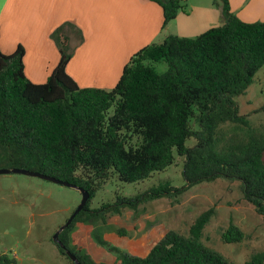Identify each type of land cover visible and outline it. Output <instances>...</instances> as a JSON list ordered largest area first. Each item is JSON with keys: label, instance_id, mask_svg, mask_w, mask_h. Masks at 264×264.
Masks as SVG:
<instances>
[{"label": "trees", "instance_id": "obj_1", "mask_svg": "<svg viewBox=\"0 0 264 264\" xmlns=\"http://www.w3.org/2000/svg\"><path fill=\"white\" fill-rule=\"evenodd\" d=\"M152 1L162 8L163 24L185 9L184 0ZM213 4L220 9L218 25L194 37L169 34L143 46L111 89L80 87L67 73L73 50L84 39L70 21L50 33L60 56L44 83L25 75L22 45L9 54L0 52V168L37 171L89 193L58 235L81 264L106 263L75 252L70 245L75 223L102 218L107 210L119 212V205L135 208L146 198L178 195L202 182L238 181L242 198L264 216V127L241 115L236 101L264 65V21H242L228 0ZM147 62H162L165 69L158 72ZM189 138L191 146L186 145ZM175 155L183 157V185L165 182L134 197H118L112 205L89 208L110 178L124 183L147 179L173 164ZM212 213V208L202 212L188 235L167 230L144 256L110 246L115 260L109 264H232L200 241ZM242 235L230 223L222 239L237 242ZM262 257L256 254L247 264H260ZM0 264H16V258L2 253Z\"/></svg>", "mask_w": 264, "mask_h": 264}, {"label": "rangeland", "instance_id": "obj_2", "mask_svg": "<svg viewBox=\"0 0 264 264\" xmlns=\"http://www.w3.org/2000/svg\"><path fill=\"white\" fill-rule=\"evenodd\" d=\"M147 63L158 72L165 69L162 62ZM236 101L241 115L264 127V65ZM193 143L192 138L186 141L188 146ZM182 171L183 157L175 155L173 164L147 179L124 183L112 177L91 198L89 208L112 205L118 197H134L165 182L179 187L184 184ZM80 200L81 193L71 187L23 174H0V254L15 257L16 264H74L52 237ZM118 207L119 212L107 210L102 218L75 223L70 232L75 252L106 264L115 260L110 246L144 256L169 229L188 235L196 218L212 208L200 241L232 264H247L259 253L264 264V216L242 198L238 181L218 178L178 195L146 198L135 208ZM230 223L243 234L237 242L222 239Z\"/></svg>", "mask_w": 264, "mask_h": 264}, {"label": "crops", "instance_id": "obj_3", "mask_svg": "<svg viewBox=\"0 0 264 264\" xmlns=\"http://www.w3.org/2000/svg\"><path fill=\"white\" fill-rule=\"evenodd\" d=\"M242 21H264V0H228ZM185 9L163 24L161 6L152 0H0V52L24 48V72L44 83L58 63L50 33L74 23L84 39L73 50L67 73L80 87L111 89L137 50L165 36L194 37L220 23L213 0H184ZM72 46L75 41L71 42Z\"/></svg>", "mask_w": 264, "mask_h": 264}, {"label": "water", "instance_id": "obj_4", "mask_svg": "<svg viewBox=\"0 0 264 264\" xmlns=\"http://www.w3.org/2000/svg\"><path fill=\"white\" fill-rule=\"evenodd\" d=\"M0 174H23V175L33 176V177L44 179V180H47V181H50V182H53L56 184H60L63 186L74 188L81 193V200H80L79 204L76 206V208L73 210V212L67 218V220L58 227V229L55 231V233L52 237V240L64 250L65 254L68 256V258L72 262H74V264H81V262L77 258V256L72 251H70L68 248H66L64 244L61 243L58 235L63 229H65L71 223V221L77 215V213L79 211H81V209L84 207L87 200L89 199V193L86 190H84L83 188L76 186V185H73L69 182L57 179L53 176L46 175V174H43V173H40L37 171L28 170L25 168H19V167L0 168Z\"/></svg>", "mask_w": 264, "mask_h": 264}]
</instances>
